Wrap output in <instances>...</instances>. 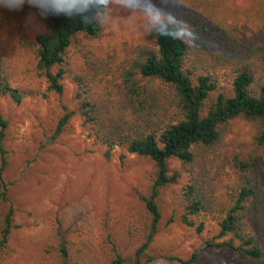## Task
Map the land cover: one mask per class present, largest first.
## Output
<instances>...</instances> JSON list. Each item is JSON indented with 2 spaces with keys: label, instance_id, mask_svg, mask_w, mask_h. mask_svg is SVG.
Returning a JSON list of instances; mask_svg holds the SVG:
<instances>
[{
  "label": "trees",
  "instance_id": "1",
  "mask_svg": "<svg viewBox=\"0 0 264 264\" xmlns=\"http://www.w3.org/2000/svg\"><path fill=\"white\" fill-rule=\"evenodd\" d=\"M264 1V0H262ZM112 0L96 21L63 16L41 18L25 6L20 12L0 9V99L9 95L17 104L26 89L16 76L5 45V22L18 23V45L33 55L38 75L48 89L62 95L64 79L72 75L76 107H63L53 138L58 137L75 113L83 118L110 158L117 147L126 154L149 158L155 167L149 194H141L148 227L141 244L128 255L112 243L109 264H151L158 255L151 245L159 233L164 189L183 177L179 198L181 221L202 233L201 214L216 217L217 233L205 239L190 258L173 257L183 264L196 263L202 252L229 247L241 264H264V43H253L239 55L234 46L206 47L205 24L189 18H173L190 32L187 43L146 31L142 41L124 53H108L98 46L104 38ZM36 18L42 25L33 34L23 22ZM78 55L75 65L71 50ZM78 64V63H77ZM229 68L231 91L219 90L218 68ZM236 119L255 126L256 148L244 157L229 147L227 139ZM8 123L0 111V197L9 203L0 224V256L9 250L15 228V207L10 202L5 173L9 167L5 146ZM176 159L180 168L172 169ZM59 235L63 233L59 231ZM62 264H69V249L60 241Z\"/></svg>",
  "mask_w": 264,
  "mask_h": 264
},
{
  "label": "rangeland",
  "instance_id": "2",
  "mask_svg": "<svg viewBox=\"0 0 264 264\" xmlns=\"http://www.w3.org/2000/svg\"><path fill=\"white\" fill-rule=\"evenodd\" d=\"M159 2V0H158ZM158 13L167 18H189L205 24L206 47L211 53L218 47L227 51L234 46L239 55L256 42L264 43V1L262 0H166ZM141 0H112L111 14L104 38L98 43L108 53L122 54L142 41L147 29L138 13L145 12ZM157 14V13H149ZM11 20L5 45L16 76L26 89L17 104L9 95L0 99L2 117L8 123L5 146L9 167L5 179L10 202L15 207V228L9 250L0 256V264H62L60 241L69 249V264H109L112 243L128 255L144 239L149 217L141 194H149L154 180V163L147 157L126 154L117 147L110 158L106 145L96 140L93 130L75 113L56 138L63 107H76L72 75L63 81L64 93L48 89L38 75L33 55L17 43L18 23ZM25 32L42 28L33 17L24 22ZM74 49L75 65H79ZM78 63V64H77ZM219 90L231 95L229 68H218ZM229 147L247 157L256 146L255 126L236 119L227 136ZM172 169L180 168L176 159ZM187 181L164 189L159 202L162 209L160 230L151 245L158 259L151 264H183L173 257L188 259L202 242L218 231L216 217L201 214L195 219L204 223L202 233L182 223L183 207L179 194ZM9 203L0 197V224ZM59 231L63 236L59 235ZM192 264H241L240 255L229 247L202 252Z\"/></svg>",
  "mask_w": 264,
  "mask_h": 264
},
{
  "label": "clouds",
  "instance_id": "3",
  "mask_svg": "<svg viewBox=\"0 0 264 264\" xmlns=\"http://www.w3.org/2000/svg\"><path fill=\"white\" fill-rule=\"evenodd\" d=\"M145 12L138 13L143 18L146 29L161 37H168L187 43L190 32L173 19V13L167 12V18L158 13L164 12L161 6L166 0H141ZM25 6L35 9L41 18L63 16L81 21L100 19L97 13L109 6V0H0V9L20 12ZM157 13V14H149Z\"/></svg>",
  "mask_w": 264,
  "mask_h": 264
}]
</instances>
